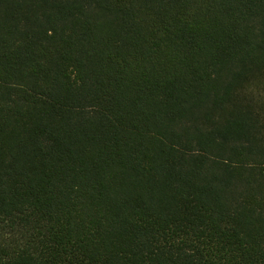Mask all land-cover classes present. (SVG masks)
Returning a JSON list of instances; mask_svg holds the SVG:
<instances>
[{
    "label": "trees",
    "instance_id": "obj_1",
    "mask_svg": "<svg viewBox=\"0 0 264 264\" xmlns=\"http://www.w3.org/2000/svg\"><path fill=\"white\" fill-rule=\"evenodd\" d=\"M0 264H264V0H0Z\"/></svg>",
    "mask_w": 264,
    "mask_h": 264
}]
</instances>
